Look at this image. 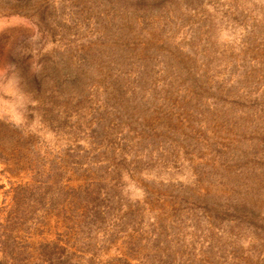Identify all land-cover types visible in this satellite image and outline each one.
<instances>
[{"label": "rangeland", "instance_id": "obj_1", "mask_svg": "<svg viewBox=\"0 0 264 264\" xmlns=\"http://www.w3.org/2000/svg\"><path fill=\"white\" fill-rule=\"evenodd\" d=\"M0 264H264V0H0Z\"/></svg>", "mask_w": 264, "mask_h": 264}]
</instances>
